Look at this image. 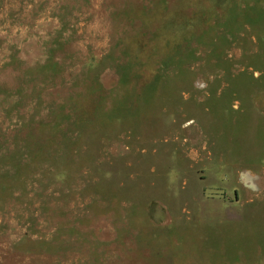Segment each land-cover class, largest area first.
<instances>
[{
	"label": "rangeland",
	"instance_id": "1",
	"mask_svg": "<svg viewBox=\"0 0 264 264\" xmlns=\"http://www.w3.org/2000/svg\"><path fill=\"white\" fill-rule=\"evenodd\" d=\"M0 264H264V0H0Z\"/></svg>",
	"mask_w": 264,
	"mask_h": 264
}]
</instances>
